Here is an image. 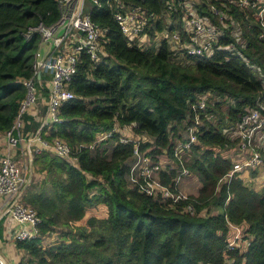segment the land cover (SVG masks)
<instances>
[{
    "label": "trees",
    "instance_id": "16d2710c",
    "mask_svg": "<svg viewBox=\"0 0 264 264\" xmlns=\"http://www.w3.org/2000/svg\"><path fill=\"white\" fill-rule=\"evenodd\" d=\"M90 3V19L104 28L99 60L81 51L69 81L75 97L60 106V120L47 127L41 115L37 119L30 110L20 116L24 136L38 132L49 141L60 137L76 159L50 149L32 153L31 165L45 175L25 185L24 199L41 221L35 236L13 237L17 248L38 264H264V187L256 190L239 176L224 178L238 149L231 138L237 121L264 95V25L253 13L257 6L243 7L232 0L195 4L216 24L222 23L211 5L238 20L245 41L238 46L260 66L262 75L238 54L188 51L190 34L183 27L179 0ZM132 5L145 10L141 32L147 37L167 27L163 16L168 12L176 26L167 28L178 31L180 44L172 47L169 37L157 45L152 40L147 47L129 42L114 11ZM60 15V0H0V132L14 125L27 91L24 80L33 72L40 36L26 32L39 23L51 25ZM220 42H235L229 28L223 27ZM204 92V106L193 109ZM208 112L213 116L208 118ZM196 115V141L178 156L175 144L186 139ZM123 125L140 136L138 147L151 160L165 155L174 163L158 171L170 191H180L175 178L183 168L196 178V188L173 201L131 186L134 139L122 141L114 131L97 140L99 132ZM184 153L189 160L179 159ZM186 175L178 176L182 181ZM235 227L240 238L230 248ZM54 231L56 243L43 245V235Z\"/></svg>",
    "mask_w": 264,
    "mask_h": 264
},
{
    "label": "built area",
    "instance_id": "2783aa9c",
    "mask_svg": "<svg viewBox=\"0 0 264 264\" xmlns=\"http://www.w3.org/2000/svg\"><path fill=\"white\" fill-rule=\"evenodd\" d=\"M85 0H60L61 15L56 22L51 25L37 24L29 27L26 35L37 32L40 41L47 39L53 34L56 28L68 19L63 32L55 37L54 45L50 53L45 57L40 65H37L35 51V62L33 72L30 77L24 80L26 86V95L20 103L19 114L14 125L5 132V135L12 145H19V156L16 159L13 154L0 155V217L6 216L8 226L12 230L13 237L24 239L35 236L38 233V224L41 221L36 209L25 202L24 188L29 182L27 167L30 169L31 153H38L43 149H50L55 154L70 160L76 157L72 154V147L69 146L62 138L53 137L52 140L43 138L38 132L29 136H24L21 132V114L31 109L36 101V84L37 74L40 71L50 74L49 96L46 103V114L43 123L47 127L54 121L60 120V106L75 97V93L69 87V81L76 72V64L80 61L79 55L81 51L87 52L95 61L100 58L99 39L104 28L94 23L84 9ZM97 2V0H93ZM183 9V27L187 30L190 41L186 43L188 51L191 53L211 54L214 49H220L231 55L238 54L246 63V65L262 75L260 66L252 63L249 58L242 53L238 44L245 45V41L241 35V27L238 20L232 15L224 12L221 8L211 5V9L217 13L220 18L221 25L214 23L208 16L201 15L196 7L199 0H179ZM231 1V0H229ZM239 6H257L258 9L253 10L256 18L264 25V0H232ZM121 4V3H119ZM118 4V5H119ZM123 6V5H121ZM114 18L117 20L121 31L127 37L129 42H136L140 47H147V35L141 32L146 22L145 10L140 6H124L121 9H115ZM223 27L230 29L235 37V42L221 43L220 37L223 34ZM146 35L144 37L143 35ZM168 42L172 47L173 42L178 46L180 38L177 30L171 32ZM69 38L74 39L75 44L71 48L63 46V42ZM163 38V37H162ZM174 44V45H175ZM40 79V78H39ZM202 98L199 102L192 103V108L197 109L203 107L207 93L200 95ZM208 118L213 113L205 114ZM200 122L198 116L194 120L192 126H188L189 130L186 139L177 141L175 144V154L182 155L184 148L189 147L191 142L196 141L195 130ZM194 128V129H193ZM118 131V127L102 131L97 134V140L106 138ZM134 139L133 153L129 158L128 181L131 186L137 187L148 194L161 193L162 196L170 197L173 201L180 198H186L187 194L181 191L175 193L168 189L159 179V169H164L163 159L157 161L151 160L149 154L145 150L138 147L140 136L121 135L120 139L126 141ZM144 138V137H143ZM232 139H235L238 145L236 153L233 155L232 166L224 174V178L231 176H239L244 170L255 168L263 160L264 153V95L254 107H247L240 115L237 125L232 132ZM149 140H151L149 138ZM27 157V159H25ZM169 159V158H168ZM183 159V156L179 158ZM170 160V159H169ZM179 174L186 175V168L180 169L176 181L180 180ZM187 209L192 211V206L187 205ZM240 238V229L235 227L234 234L229 239L228 246L233 247L234 243ZM4 259L0 256V264H4Z\"/></svg>",
    "mask_w": 264,
    "mask_h": 264
},
{
    "label": "crops",
    "instance_id": "0c3cea01",
    "mask_svg": "<svg viewBox=\"0 0 264 264\" xmlns=\"http://www.w3.org/2000/svg\"><path fill=\"white\" fill-rule=\"evenodd\" d=\"M168 32H170L169 29H168ZM158 33H161L163 38L165 37V35H167L165 30H161L159 32L155 31L154 34L148 35L150 38H152V39H149V37H147L148 42H151L153 40L155 45H157L160 42V39L162 38V37L159 38ZM143 36L146 37L145 34ZM74 44H75V41L72 38H69L68 40L63 42V46H65L66 48H71ZM47 74L49 73H45L44 77L37 79V81H39L40 84L44 82L45 83L48 82L50 86V77L49 79H47ZM33 114L37 119H40V117L44 119L45 114H46V107H45V114L40 112L38 109L36 111L34 109ZM118 132L120 133V135H129V136L131 135L135 137L139 136L138 134H135L133 132L130 125H123L121 127H118ZM17 152H19V145L10 144L5 133L0 132V155L2 154L15 155ZM162 158L163 157H161V159ZM169 163L172 164V166L174 165V163L171 160H169ZM239 177L242 178L244 183H246L248 186L256 190L263 189L264 187V156H263L262 162L258 164L255 170L253 171L250 169L244 170L239 174ZM0 221H2V233L0 237V256L4 259L5 261L4 264H38L32 261L29 262L30 259L28 256V252L25 249L17 248L15 240L13 238L12 230L8 226L6 216L2 215L0 217ZM54 236H55L54 232H49V233L44 234L42 238V244L43 245H53L54 243H56L55 242L56 239ZM244 244H246V241H244Z\"/></svg>",
    "mask_w": 264,
    "mask_h": 264
},
{
    "label": "rangeland",
    "instance_id": "374dc122",
    "mask_svg": "<svg viewBox=\"0 0 264 264\" xmlns=\"http://www.w3.org/2000/svg\"><path fill=\"white\" fill-rule=\"evenodd\" d=\"M91 1H93V0H85L84 1V9L85 10H87L88 6L92 4V3H90ZM163 20L166 23L167 27H169L168 25H172V24L174 25V27L176 26V24L171 20L168 12H166L165 15L163 16ZM167 27L164 30L168 35H170L171 33L168 32ZM158 35H159V38L162 37L161 33H158ZM161 39H160V41H161ZM174 44L175 43L173 42V46H175V48H176L177 46H176V44L175 45ZM175 55H180V54H175ZM49 77H50V75L47 74V79H49ZM36 96H37V98H36L35 104H33L32 108H34L35 111L38 109L40 112H43L42 109L44 108L45 104L47 103L48 96H49V83L48 82L47 83L44 82L42 84H40L39 81L36 82ZM30 111L31 112H28V113L33 114L34 110L30 109ZM186 133H187V131H186ZM186 133H185V136H186ZM183 155H184L183 160H189L188 154L185 155V153H184ZM31 157H32V153H31ZM15 158L16 159L20 158L19 152H17L15 154ZM25 159H27V157ZM162 159H163L164 168H166L168 166L172 167V164L169 163V159L167 158V156L163 155ZM30 168L31 169H28V167H27V172H28L30 183H31V181L37 182L40 179H42V177H44L45 172L43 170L39 171L36 168H34L32 165ZM184 178H183L184 180L182 179V181L181 180L178 181L179 185L177 184V186L181 192L187 194L191 190L196 188L198 182L194 176H187ZM54 234H55V236H54L55 239L56 240L59 239L56 231H54Z\"/></svg>",
    "mask_w": 264,
    "mask_h": 264
},
{
    "label": "water",
    "instance_id": "95a60500",
    "mask_svg": "<svg viewBox=\"0 0 264 264\" xmlns=\"http://www.w3.org/2000/svg\"><path fill=\"white\" fill-rule=\"evenodd\" d=\"M68 22V19H65L57 28L56 30L53 32V34L51 36H49L47 39H44V40H41L39 41L38 45H37V48H36V62H37V65H40L41 62L45 59V57L50 53L53 45H54V39L55 37L59 36L64 28H65V25L67 24ZM44 72L43 71H40L38 74H37V78H41V77H44Z\"/></svg>",
    "mask_w": 264,
    "mask_h": 264
},
{
    "label": "clouds",
    "instance_id": "9594fccd",
    "mask_svg": "<svg viewBox=\"0 0 264 264\" xmlns=\"http://www.w3.org/2000/svg\"><path fill=\"white\" fill-rule=\"evenodd\" d=\"M243 245H245V244H243Z\"/></svg>",
    "mask_w": 264,
    "mask_h": 264
},
{
    "label": "bare ground",
    "instance_id": "6f19581e",
    "mask_svg": "<svg viewBox=\"0 0 264 264\" xmlns=\"http://www.w3.org/2000/svg\"><path fill=\"white\" fill-rule=\"evenodd\" d=\"M36 155V154H35Z\"/></svg>",
    "mask_w": 264,
    "mask_h": 264
}]
</instances>
